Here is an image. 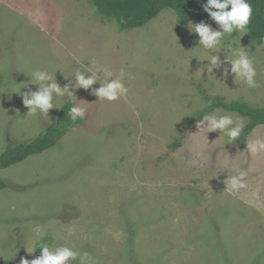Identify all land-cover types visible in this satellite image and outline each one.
I'll use <instances>...</instances> for the list:
<instances>
[{"label": "rangeland", "instance_id": "1", "mask_svg": "<svg viewBox=\"0 0 264 264\" xmlns=\"http://www.w3.org/2000/svg\"><path fill=\"white\" fill-rule=\"evenodd\" d=\"M188 25L163 10L123 32L89 0H0V155L53 125L68 98L54 95L47 116H27L21 94L38 91L32 71L52 73L86 109L56 146L1 171L13 188L0 190V264L38 257L43 238L89 253L93 264H264V153L252 158L246 145L219 132L194 135L197 120L186 123L207 99L262 107L264 45L234 32L204 52ZM239 47L254 61L258 88L230 71ZM208 55L220 60L211 73ZM94 60L113 79L123 70L126 96L98 100L103 78L74 88L75 72ZM257 137L264 125L245 144ZM238 170L247 188L226 190ZM36 228L45 235L34 238Z\"/></svg>", "mask_w": 264, "mask_h": 264}, {"label": "clouds", "instance_id": "2", "mask_svg": "<svg viewBox=\"0 0 264 264\" xmlns=\"http://www.w3.org/2000/svg\"><path fill=\"white\" fill-rule=\"evenodd\" d=\"M203 11L208 14L211 20L220 26V30L213 28L204 23H189V28L192 33L199 37L198 44L204 52L216 49L220 46L221 40L225 36H230L234 32L245 33L249 24L252 7L247 0H207L206 4L202 5ZM243 36H241L242 38ZM232 56L226 61L231 65V73L234 74L235 80L245 83L249 88H258L260 85L256 80L257 70L254 66V61L250 58L248 52L242 48L232 49ZM209 61L207 71L211 73L214 68H218L220 60L218 56L208 55ZM85 72L90 73L86 77ZM202 70L198 73H201ZM102 74V75H101ZM228 75V70L224 72ZM32 82L38 85V91L22 93V103L28 109L27 116H36L47 114L53 108H56V103H53V96L63 98L67 96L71 103L68 109V118L75 123L77 120H83L86 115V109L77 103V98L74 92L69 87H61L54 79L52 73L47 70H34L30 73ZM123 70H121V78ZM104 79L102 86L93 92L99 99L109 102L116 101L119 98L126 96L128 88L122 83L121 78H112V73L107 71L105 66L97 61L92 62V67L84 71L75 72V89L88 90L98 80ZM50 82V83H49ZM15 92L19 93L17 88ZM245 125L243 118H236L229 114L216 115L214 113L204 114L201 119L197 120V132L194 135L219 132L227 138V143H233L239 140ZM247 153L256 158L264 153V137H257L248 141L246 144ZM197 156L203 159V153L198 152ZM247 177L246 170H238L236 174L230 176L224 183L226 190L240 191L247 188L245 182ZM45 233L40 229L34 230V238L39 239ZM41 254L31 260L24 257L20 258V264H93L92 258L87 252L74 250V246L67 245L55 246L47 243H42L39 247ZM27 250V249H26ZM35 250L28 253H34Z\"/></svg>", "mask_w": 264, "mask_h": 264}, {"label": "trees", "instance_id": "3", "mask_svg": "<svg viewBox=\"0 0 264 264\" xmlns=\"http://www.w3.org/2000/svg\"><path fill=\"white\" fill-rule=\"evenodd\" d=\"M89 2L102 18L114 20L123 32L144 27L157 18L163 10H172L175 13L179 27L187 26L190 22H204L213 30H220V26L203 11L202 5L206 4L207 0H89ZM247 2L252 7V15L246 32L257 45H264V0H247ZM206 101L204 110L188 118L186 123L199 120L204 114H211L216 109L238 114L247 119L241 137L237 140L242 147H245V140L252 131L257 126L264 125V105L256 108L246 102H226L222 98ZM70 106L71 103L67 98L59 109L53 125L45 127L30 141L9 145L0 155V173L31 156L53 148L75 127L83 124L85 118L75 123L69 120L67 113ZM187 126L188 124L184 127L185 130L188 129ZM173 146H177V143ZM5 188L12 189L13 186L0 179V190ZM49 242L50 238H43L37 245V251L41 252L38 247L42 243Z\"/></svg>", "mask_w": 264, "mask_h": 264}]
</instances>
